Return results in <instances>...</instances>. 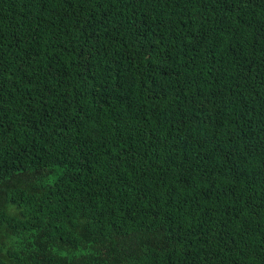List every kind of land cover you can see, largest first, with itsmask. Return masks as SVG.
I'll list each match as a JSON object with an SVG mask.
<instances>
[{"label":"trees","instance_id":"obj_1","mask_svg":"<svg viewBox=\"0 0 264 264\" xmlns=\"http://www.w3.org/2000/svg\"><path fill=\"white\" fill-rule=\"evenodd\" d=\"M0 264H264V0H0Z\"/></svg>","mask_w":264,"mask_h":264}]
</instances>
